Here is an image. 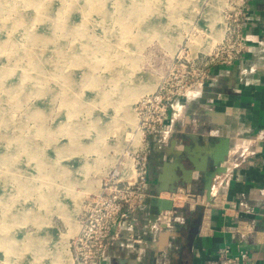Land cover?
Instances as JSON below:
<instances>
[{
  "label": "rangeland",
  "instance_id": "1",
  "mask_svg": "<svg viewBox=\"0 0 264 264\" xmlns=\"http://www.w3.org/2000/svg\"><path fill=\"white\" fill-rule=\"evenodd\" d=\"M223 3L0 0V264H73L85 199L142 143L138 99L211 49Z\"/></svg>",
  "mask_w": 264,
  "mask_h": 264
},
{
  "label": "crops",
  "instance_id": "2",
  "mask_svg": "<svg viewBox=\"0 0 264 264\" xmlns=\"http://www.w3.org/2000/svg\"><path fill=\"white\" fill-rule=\"evenodd\" d=\"M243 26L246 51L230 66L212 65L204 87L179 102L167 144H152L146 196L122 213L105 264H204L223 246L233 255L246 251L248 264H264V0H250ZM184 188L222 192V203L207 212L183 206L185 223L156 229L158 213L171 207L168 193ZM241 220L249 225L245 235L236 231Z\"/></svg>",
  "mask_w": 264,
  "mask_h": 264
},
{
  "label": "built area",
  "instance_id": "3",
  "mask_svg": "<svg viewBox=\"0 0 264 264\" xmlns=\"http://www.w3.org/2000/svg\"><path fill=\"white\" fill-rule=\"evenodd\" d=\"M224 33L208 52L180 51L172 57L166 71L160 76L155 88L144 93L136 103L137 127L142 132V143L133 157V177L127 178L118 167L101 181L98 193L85 199L78 215V229L69 238L73 264H105V251L109 241L118 236L124 211L131 212L143 202L149 187V153L152 144L166 145L173 131V121L179 102L193 98L197 91L211 78L212 65L230 66L247 49L248 39L244 33V20L250 0H223ZM187 53V54H186ZM198 54H202L199 61ZM224 194L216 191L195 192L189 188L168 193L170 208H163L155 219L156 229L172 228L185 223L179 208L201 207L208 211L221 204ZM236 231L249 233L246 221H239ZM204 264H248L247 253H230L229 247L218 248L216 255Z\"/></svg>",
  "mask_w": 264,
  "mask_h": 264
},
{
  "label": "bare ground",
  "instance_id": "4",
  "mask_svg": "<svg viewBox=\"0 0 264 264\" xmlns=\"http://www.w3.org/2000/svg\"><path fill=\"white\" fill-rule=\"evenodd\" d=\"M215 16V15H214ZM214 16H212L213 18H216V17H214ZM223 23V22H222ZM224 24V23H223ZM223 31V32H222ZM222 33H224V27H223V29H222V25H221V28L217 31V33L214 35V36H212V39H213V41H215L216 42V40H219V39H221V37L223 36V34ZM208 52V51H207ZM151 86H153V85H149V83L145 86V88H144V90H150L152 87ZM153 89V88H152ZM141 92V91H140ZM138 95V94H137ZM130 114V113H129ZM130 116V115H129ZM131 118V116L129 117V119ZM135 121V120H134ZM134 121H133V123H134ZM138 128V127H137ZM141 133L142 132H140V131H136V133H135V135L133 136L134 138H133V140H134V143L135 144H137L138 142L139 143H141ZM133 161H131V159H128V161L127 162H125V165L122 167V174H124V176H126L127 178H132L133 177ZM100 188V187H99ZM100 190V189H99ZM99 190L98 191H96L95 193H98L99 192ZM67 217V216H66ZM67 221H69V223L71 222H73L72 221V218H67ZM74 228V225L72 224V226H71V229H73ZM76 228V227H75ZM74 228V229H75ZM77 229H78V224H77ZM73 232V231H72ZM67 256V254H66V252L65 251H62V250H60V251H58L56 254H54L53 256H52V261H50L52 264H71V261H70V258H68V256ZM67 258V259H69V261H66V262H62V260L64 259V258ZM66 258L64 259V260H66Z\"/></svg>",
  "mask_w": 264,
  "mask_h": 264
},
{
  "label": "water",
  "instance_id": "5",
  "mask_svg": "<svg viewBox=\"0 0 264 264\" xmlns=\"http://www.w3.org/2000/svg\"><path fill=\"white\" fill-rule=\"evenodd\" d=\"M227 153V149H224L223 150H219L217 151L214 156H213V164L214 166H218L220 164V162L225 158V155ZM169 165L168 162H164V167H167ZM186 180L185 181H190L189 177L185 178ZM197 231V225L193 226L190 231H189V238H192L194 236V234L196 233Z\"/></svg>",
  "mask_w": 264,
  "mask_h": 264
}]
</instances>
